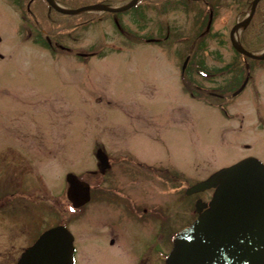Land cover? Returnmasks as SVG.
Segmentation results:
<instances>
[{
  "label": "rangeland",
  "instance_id": "obj_1",
  "mask_svg": "<svg viewBox=\"0 0 264 264\" xmlns=\"http://www.w3.org/2000/svg\"><path fill=\"white\" fill-rule=\"evenodd\" d=\"M29 1L0 0V196L25 186L24 200L42 196L43 202L26 203L27 213L13 208L11 216L0 215V248L9 230L10 236L27 230L18 221H27L32 233L54 225L50 201L65 174L95 169L100 147L113 164L105 186L159 209L142 219L114 193L95 194L69 224L79 239L76 264H161L168 235L194 218L197 196L183 187L247 156L264 163V124L256 121L264 117V63L252 64L247 88L226 104L228 117L213 99L191 98L179 75L188 55L213 80L197 78L206 87H216L215 71H242L230 30L248 7L244 0H206L205 6L140 0L120 15H54L49 22L34 8L38 23L26 15ZM147 164L184 179L152 176ZM108 224L117 236L110 247L102 238ZM14 245L0 249V264H12Z\"/></svg>",
  "mask_w": 264,
  "mask_h": 264
},
{
  "label": "water",
  "instance_id": "obj_2",
  "mask_svg": "<svg viewBox=\"0 0 264 264\" xmlns=\"http://www.w3.org/2000/svg\"><path fill=\"white\" fill-rule=\"evenodd\" d=\"M258 1H252L248 16L230 33L233 48L252 59H264V53L255 55L245 51L233 38V32L247 26ZM46 2L59 13L74 15L88 10L120 12L136 0L119 8L95 4L78 9H65L54 0ZM97 158L100 163L106 162L100 151ZM65 180L67 196L75 205L88 201L86 183L71 173ZM209 188L214 189L210 201H196L197 218L176 234L164 264H264V165L253 157L244 158L212 173L204 181L191 186L187 193ZM70 251L67 231L57 227L42 234L21 255L18 264H70Z\"/></svg>",
  "mask_w": 264,
  "mask_h": 264
},
{
  "label": "flooded vegetation",
  "instance_id": "obj_3",
  "mask_svg": "<svg viewBox=\"0 0 264 264\" xmlns=\"http://www.w3.org/2000/svg\"><path fill=\"white\" fill-rule=\"evenodd\" d=\"M227 74H229V77L226 76ZM227 74L225 75L224 72H221V75L218 77L217 82H216V87H217L216 93H213V92L209 93L218 100V104H219L220 109L224 108L223 104L226 102H229L231 100V97L235 98L236 96H239L245 90L248 83L253 78L252 72H251V76L248 73L247 83L242 88V91L240 93H238V95L233 97L232 93L235 92L240 87V85L244 82V80L247 76V73H246V76L241 81H240L241 76L238 73H236V74L227 73ZM228 94H230L231 97L227 96ZM256 121L259 124H264V117H263V119L261 117H259V118L256 117ZM263 128H264V126H263ZM98 149L103 150L104 148L98 147V148H96L95 151H97ZM251 156H253V155H251ZM108 159H109V157H108ZM109 163H110V168L108 170H106L104 173H99L98 171L92 173V175L94 176V178H93L94 180H98L99 177H101L102 179H105V176H106L105 174L109 170L112 169V163H111L110 159H109ZM136 163L138 165H143V164H140L141 162L140 163L136 162ZM97 165H98V162L96 161L95 162L96 168H97ZM146 166L149 167L148 168L149 171L145 168H144V170L148 171V173L151 171L150 173L152 174V176L156 175V177H158L159 173L161 172L163 175H165L168 178V180L172 179L171 174L174 172L170 168H167V167L159 168L158 165L157 166H155V165L150 166L149 164H147ZM122 171L125 174L126 173L130 174L129 171L125 170L123 167H122ZM106 184L107 183L102 182V183H94V184L90 185L91 186L90 187L91 199L89 200V203L92 201L93 197L95 196V190H97V189L101 190V192H102L101 194H99L100 196L101 195L106 196L107 192H112V193H114L115 196H119V194L116 191H111V190H114L112 188V185L105 186ZM103 186L106 188H103ZM107 187H110L109 188L110 190ZM116 190H118V189H116ZM123 190L124 189L121 187L120 192ZM26 191H27V187L24 186L23 188L22 187L21 188H13V190L9 193H2L4 196H0V215L4 216L6 214V215L11 216V212H12L13 208H15V210L18 211L19 214H22L21 211H23V210L25 213H27L26 212V208H27L26 203L32 204L33 200H32V198H30L31 196H29L28 199L24 200L26 198V195H25ZM207 192H208V196H206V199H205L207 201L209 198V194H210L211 190L205 191V192H200V193L195 194V195L199 196L200 194H206ZM16 195H18V196L22 195L23 198H16L15 197ZM9 196H12V197L8 198ZM34 197H35V198H33L34 202L37 201V202H39L40 206H42V202H43L42 196H34ZM119 198L121 200H123L124 202H126V204H130L131 208L133 210H135L136 216L142 217V219H144V218L146 219L148 216L153 217L156 214L157 210L159 209V208H157L159 204H155L153 202L148 203L147 201H144V200L137 201V200L131 199V196L127 197V196H123V195H120ZM89 203L85 204L82 207H78V208L72 206L71 202H69L66 198L65 187H63L62 191L57 194L54 201H52V203L50 201V207H52L50 211H53L54 213H56L57 214L56 216L58 217V220L56 219L54 225H52L46 229L40 230V231L38 229V231H33V233H32V232H30V230H28L27 221H18L17 223H20V224L23 223L25 225V227H27V230L15 231V235H13V236H10L11 232L9 230L10 233L8 232L6 240H5V245H9L11 242L13 244L14 243L18 244V245H14L15 247L19 246L18 247L19 249L17 251V255L15 252V248L13 247L12 264H17L22 253H24L28 248H30L37 241V239L39 238V236L43 232H45L46 230H48L50 228L57 227V226H64L69 231V233L71 235V246L73 248L72 249L73 264H76L77 254H80L79 247H78L79 239H78V237H75L74 233L70 230L69 224L75 222L76 218L78 217L77 213L80 212V209H82L83 207H85ZM17 218H19V217H17ZM13 224L14 223H12V225ZM108 226H109V229L105 232V234H104V236H102V238H104L103 242H105L110 247V246L115 245L117 236H116V232L112 229L111 225L108 224ZM175 233L176 232H172L168 235V241H169L168 246H169V248H170L171 240L173 239V236L175 235ZM5 245H3L2 247H4ZM2 247L0 249H2ZM162 256H163V253H161L159 255V261H161V264H162V259H163ZM154 262L155 261H153V263Z\"/></svg>",
  "mask_w": 264,
  "mask_h": 264
},
{
  "label": "trees",
  "instance_id": "obj_4",
  "mask_svg": "<svg viewBox=\"0 0 264 264\" xmlns=\"http://www.w3.org/2000/svg\"><path fill=\"white\" fill-rule=\"evenodd\" d=\"M56 1L66 7L77 8L83 5L95 4V3L111 6L120 3L123 4L128 0H72V1L56 0ZM143 1L147 3L164 4L167 2L178 1V0H143ZM184 1H188V0H184ZM250 2L251 0H244V5L248 6ZM195 3L199 5L202 4L203 6L206 5L205 1H199ZM34 8L36 11L43 13L46 16V20L48 22L51 20V17L53 18L54 15H56L57 17H65L60 14H57L53 10H50L44 0H30L28 2V11L26 10V15L28 14L27 17L30 18L33 17V20L34 19L37 20L38 23L39 20L37 18L35 11L33 10ZM84 15L88 16V14H84ZM88 17H92V16H88ZM46 33H48L47 30ZM239 41L243 46V48L250 52H256L264 47V0H260L258 2L248 26L240 33ZM40 42L42 43V45L46 47L49 46L47 40L44 38H42ZM191 89L192 90L194 89V84L191 85Z\"/></svg>",
  "mask_w": 264,
  "mask_h": 264
},
{
  "label": "bare ground",
  "instance_id": "obj_5",
  "mask_svg": "<svg viewBox=\"0 0 264 264\" xmlns=\"http://www.w3.org/2000/svg\"><path fill=\"white\" fill-rule=\"evenodd\" d=\"M239 32H240V28L237 29V30H235V32H234V39H235V40L237 39V37H238V35H239Z\"/></svg>",
  "mask_w": 264,
  "mask_h": 264
}]
</instances>
